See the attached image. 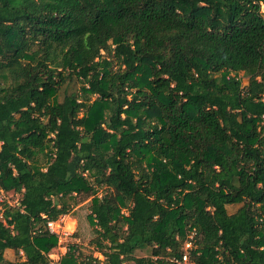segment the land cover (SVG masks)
<instances>
[{
	"label": "trees",
	"instance_id": "1",
	"mask_svg": "<svg viewBox=\"0 0 264 264\" xmlns=\"http://www.w3.org/2000/svg\"><path fill=\"white\" fill-rule=\"evenodd\" d=\"M0 194V264H264V0H0Z\"/></svg>",
	"mask_w": 264,
	"mask_h": 264
},
{
	"label": "rangeland",
	"instance_id": "2",
	"mask_svg": "<svg viewBox=\"0 0 264 264\" xmlns=\"http://www.w3.org/2000/svg\"><path fill=\"white\" fill-rule=\"evenodd\" d=\"M88 138L85 137V140ZM7 198L10 199L11 202H14L17 200V195L13 193H8L6 195ZM89 204V200H82L80 197L76 199L75 202L71 203L66 208V213L62 216L61 221L65 224L69 225V228L71 232H77V236L74 235V238L78 239L82 244V250L88 254L93 253L92 249L88 245V241L96 236L95 228L90 224L87 214H88V208L87 205ZM143 251L145 253L149 252V247H144ZM143 251L136 250V254L140 255L143 254ZM53 259L58 258L57 253H52Z\"/></svg>",
	"mask_w": 264,
	"mask_h": 264
},
{
	"label": "built area",
	"instance_id": "3",
	"mask_svg": "<svg viewBox=\"0 0 264 264\" xmlns=\"http://www.w3.org/2000/svg\"><path fill=\"white\" fill-rule=\"evenodd\" d=\"M4 199H5L4 195L0 194V202H2ZM6 201L10 205L14 204V202H11L9 198L8 199L6 198ZM0 215H1V213H0ZM63 215L59 216L56 219L49 220L46 223V228L48 229V231L51 234L56 235V237H57V244L54 247L52 253H57L58 258L53 259L52 258L53 254L50 253L49 257L52 259V262L57 261L59 259V257L62 254H64L70 248L71 245H78L81 243L78 239L74 238L73 232H71L69 225L65 224L61 221ZM189 244L190 243L188 241H186L183 244V248H184L185 252H184L181 259H178V260L174 259V258H171V259L176 261L177 264H193L192 262L189 261V254L187 251ZM92 255L98 257L99 259L103 258V255L97 251H94L92 253Z\"/></svg>",
	"mask_w": 264,
	"mask_h": 264
}]
</instances>
